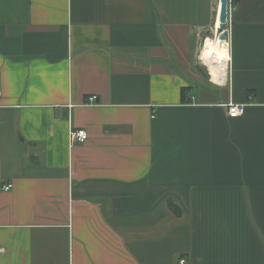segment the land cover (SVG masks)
<instances>
[{
	"label": "crops",
	"instance_id": "obj_1",
	"mask_svg": "<svg viewBox=\"0 0 264 264\" xmlns=\"http://www.w3.org/2000/svg\"><path fill=\"white\" fill-rule=\"evenodd\" d=\"M231 1L213 78L218 0H0V264H264V0Z\"/></svg>",
	"mask_w": 264,
	"mask_h": 264
},
{
	"label": "clouds",
	"instance_id": "obj_2",
	"mask_svg": "<svg viewBox=\"0 0 264 264\" xmlns=\"http://www.w3.org/2000/svg\"><path fill=\"white\" fill-rule=\"evenodd\" d=\"M229 46L221 43L219 37L215 39L205 37L204 44L200 50L197 60L207 69L209 75L213 78L216 77L218 68L216 67L223 60H230L231 57L228 52ZM233 115H240L235 108L232 109ZM81 138L85 137V133H79Z\"/></svg>",
	"mask_w": 264,
	"mask_h": 264
},
{
	"label": "built area",
	"instance_id": "obj_3",
	"mask_svg": "<svg viewBox=\"0 0 264 264\" xmlns=\"http://www.w3.org/2000/svg\"><path fill=\"white\" fill-rule=\"evenodd\" d=\"M2 96V92L0 91V97ZM96 100L97 98L96 97H92L89 99L88 101V104L90 105H94L96 104ZM227 109V113L230 117L232 118H236V117H239L241 115L244 114L245 112V108H246V105L244 104H236V103H229V104H226L224 105ZM235 108L237 110V112H240L242 114L240 115H233L232 114V109ZM85 133V137L84 138H81V136L79 135V133ZM89 137H88V132L84 129H71L70 131V140L72 143H85L86 141H88ZM13 188V184L12 183H3L1 186H0V190L2 191H10L12 190ZM180 264H185V260H181L180 261Z\"/></svg>",
	"mask_w": 264,
	"mask_h": 264
},
{
	"label": "bare ground",
	"instance_id": "obj_4",
	"mask_svg": "<svg viewBox=\"0 0 264 264\" xmlns=\"http://www.w3.org/2000/svg\"><path fill=\"white\" fill-rule=\"evenodd\" d=\"M224 0H218V6H217V16H216V22H215V28H214V32H215V36L219 37L222 45L223 44H227L228 45V40H223L221 38V29H222V24L226 23V21H223L221 18V5L223 3ZM204 44V43H203ZM203 47V46H202ZM202 49V48H201ZM228 52H229V48H228ZM230 61V60H223L221 61V63L219 65H217L216 67L218 68V70L223 71L224 69H226V62ZM219 71H218V75H219Z\"/></svg>",
	"mask_w": 264,
	"mask_h": 264
},
{
	"label": "water",
	"instance_id": "obj_5",
	"mask_svg": "<svg viewBox=\"0 0 264 264\" xmlns=\"http://www.w3.org/2000/svg\"><path fill=\"white\" fill-rule=\"evenodd\" d=\"M230 0H224L221 5V18L223 21H228L229 19V3ZM225 26V23L222 24V28ZM223 40L229 39V31H225L223 34L220 35Z\"/></svg>",
	"mask_w": 264,
	"mask_h": 264
},
{
	"label": "rangeland",
	"instance_id": "obj_6",
	"mask_svg": "<svg viewBox=\"0 0 264 264\" xmlns=\"http://www.w3.org/2000/svg\"><path fill=\"white\" fill-rule=\"evenodd\" d=\"M229 21H226L225 23V26L220 30L221 31V34H223L225 31H229ZM205 37H209V38H213L215 39L216 36H215V32H214V29H211L210 31H207L206 33H204V35L201 36V40H200V48H202L203 46V43H204V40H205ZM201 50V49H200ZM205 71L207 72V69L204 68ZM208 73V72H207Z\"/></svg>",
	"mask_w": 264,
	"mask_h": 264
},
{
	"label": "trees",
	"instance_id": "obj_7",
	"mask_svg": "<svg viewBox=\"0 0 264 264\" xmlns=\"http://www.w3.org/2000/svg\"><path fill=\"white\" fill-rule=\"evenodd\" d=\"M230 5H233V1H231ZM186 90H187V89L183 88V90H182V94H183V96H184ZM21 141L25 143V140H24L23 137H21ZM171 207H172V210L174 211L175 214H177V215H181V211H180V209H179L178 207H176V206H174V205H171Z\"/></svg>",
	"mask_w": 264,
	"mask_h": 264
}]
</instances>
